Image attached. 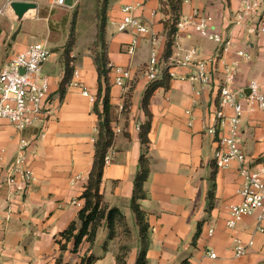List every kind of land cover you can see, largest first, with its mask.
<instances>
[{
  "label": "crops",
  "instance_id": "crops-1",
  "mask_svg": "<svg viewBox=\"0 0 264 264\" xmlns=\"http://www.w3.org/2000/svg\"><path fill=\"white\" fill-rule=\"evenodd\" d=\"M13 1L34 2L37 8L18 19L11 7ZM87 1L92 3L0 0V14L12 23L22 22L21 28L11 35L12 30L8 32L0 20V70L14 53L23 52L36 42L46 43L52 51L44 64V72L51 80V95L45 106L49 113L23 133L7 122L0 133V264H57L61 256L68 264H81L82 258L89 256L96 257L94 264H118V255L123 257V264H136L141 251L140 227L131 201L139 160L145 150L140 134L149 120L142 104L151 84L146 67L152 52L163 61L168 41L161 0H109L107 45L112 67L115 139L107 153L101 192L104 204L122 215L115 218L114 236L109 238L108 221L103 220L94 242L84 239L77 252L73 251V239L64 252L58 243L61 232L78 218L81 208L71 201L81 200L87 185L98 133L94 102L83 95L84 89L93 96L98 90L91 50L97 36L96 1L91 9ZM259 1L256 16L245 24H237L242 0L182 2L179 22L195 9L206 11L214 17L213 31L230 40V45L223 51L219 43L202 37L190 24L177 31L170 58H180L195 49V58L207 62L212 72L210 84L191 81L188 77L193 69L174 64L172 59L160 64L170 82L169 88L160 87L153 93L149 104L151 174L145 184L148 196L140 202L150 226L147 264H264V222L262 230H257V216L251 215L243 217L235 230L227 227L230 205L243 200L239 191L244 179L236 163L226 169L216 167L217 137L207 131L214 124L213 113L219 104L227 64H238L234 88L249 91V83L257 81L264 93V33L250 32L251 25L260 27L264 23V0ZM127 5L136 6L134 15L152 31L140 37L134 55L125 50L133 34L118 31ZM76 10L77 36L71 56L79 76L73 78L61 100L58 89L65 72L61 57ZM85 18L91 24H82ZM39 19L44 22L41 40L29 24ZM24 23L26 28L21 32ZM144 48L149 50L146 59ZM241 51L245 56L239 55ZM117 67L132 69L133 79L127 87L115 84ZM244 105L246 111L240 121L243 149L251 160H264V110L257 103ZM225 112L231 116L233 109L226 107ZM42 131L46 136L38 141ZM22 137L36 146V156L29 159L36 179L10 189L6 177ZM199 224L201 234L195 242ZM234 236L245 243L254 241L247 254L239 258L233 253ZM209 251H215L218 257L210 258Z\"/></svg>",
  "mask_w": 264,
  "mask_h": 264
},
{
  "label": "built area",
  "instance_id": "built-area-1",
  "mask_svg": "<svg viewBox=\"0 0 264 264\" xmlns=\"http://www.w3.org/2000/svg\"><path fill=\"white\" fill-rule=\"evenodd\" d=\"M188 1V0H182ZM65 0H54L55 4H63ZM260 6L259 0H242V8L237 15V24L251 22ZM136 6L127 5L123 8L124 17L118 23L119 32H130L133 34L132 40L125 46L129 55H134L138 49L140 37L152 33L150 26L142 19L134 15ZM214 17L212 14L201 9H195L192 15L185 17L179 22V28L185 25H192L202 37L219 43L223 51H227L230 40L213 31L212 24ZM251 33H264V23L260 27L252 26ZM197 51H189L180 58L161 62L157 53L152 52L147 65V76L150 83L163 77L165 69L160 68L161 63L172 62L180 66L190 67L191 81L199 82L201 85L212 82V72L209 71L208 63L195 58ZM239 55L245 56L243 51ZM51 50L44 42H36L28 46L23 52L14 53L0 70V133L3 123H9L17 132L23 133L33 127L37 121L42 120L49 113L45 110L51 95V80L43 74L44 64L49 60ZM237 63L227 64L224 77L220 85V98L217 109L213 113L214 124L207 129L208 133L217 137L218 147L215 151L214 161L218 169H226L236 163L244 183L240 189L243 200L239 204H232L229 207L230 218L227 227L235 230L239 221L245 216L256 215L258 227L262 230L261 224L264 222V160H251L243 149L240 121L246 107L257 103L264 110V93L257 81H251L248 85L249 94L244 88H234L237 74ZM215 63L212 64L214 70ZM115 84L127 87L133 79L130 67L115 68ZM79 76V71H74V77ZM73 77V78H74ZM73 82V81H72ZM83 95L88 96L95 102V96L90 95L84 89ZM226 107L233 109V114L228 116ZM189 114L190 111H187ZM46 136L44 131L40 132L37 140H42ZM35 144L25 137H22L18 147V152L13 164L8 170L6 183L13 189L20 183L31 184L35 181V171L29 163L31 156L35 157ZM107 159V156H106ZM71 204L83 207L82 200L74 199ZM211 229L209 234L212 235ZM233 253L239 258L247 254L254 241L243 242L240 237H233ZM208 255L212 259L218 257L215 251H209Z\"/></svg>",
  "mask_w": 264,
  "mask_h": 264
},
{
  "label": "trees",
  "instance_id": "trees-1",
  "mask_svg": "<svg viewBox=\"0 0 264 264\" xmlns=\"http://www.w3.org/2000/svg\"><path fill=\"white\" fill-rule=\"evenodd\" d=\"M96 1V20H97V36L92 45V53L94 62L98 73V90L95 96L93 111L98 117V133L95 141V153L91 171L87 185L81 200L83 207L78 213V218L71 222L66 230L61 232V239L58 240L62 252L67 250V243L74 240V252L79 250L80 245L87 239L94 242L97 232L103 222L108 221L110 229L109 238L114 236L115 218L121 217V213L116 208L109 209L104 204L103 195L101 192V185L104 176V169L106 166V156L115 139V132L112 127L113 112L111 104V90L112 83L110 79L111 65L108 54L107 45V23H108V8L109 0H95ZM182 10V0H161V12L166 16L163 23L165 26L166 36L168 38L166 45V52L164 60L168 61L172 53V46L176 33L178 31V24ZM78 18V11H74L71 22V31L68 40L63 47L62 62L64 64V76L59 83L58 93L63 100L66 96L68 87L73 81L75 67L73 65V58L71 56L76 44V23ZM170 77L165 73L162 79L152 82L144 95L143 107L146 111L149 120L143 126L141 131L142 144L145 150L139 160V170L137 172L134 184V192L131 201V206L136 214L137 222L140 227V240L142 243L141 251L139 253L136 264H147V253L150 248L151 238L149 235L150 226L147 222L146 213L141 208V201L146 199L148 193L145 189V184L148 181L151 169L148 152L150 149L149 133L151 128V113L149 110L150 99L153 93L160 87L169 88ZM210 199H213V194H210ZM210 207L212 205L210 204ZM202 225L199 224L198 231L195 235L196 242L201 234ZM118 264H123V257L118 255ZM96 257H83L81 264H94ZM57 264L65 263L63 257L57 259Z\"/></svg>",
  "mask_w": 264,
  "mask_h": 264
},
{
  "label": "rangeland",
  "instance_id": "rangeland-1",
  "mask_svg": "<svg viewBox=\"0 0 264 264\" xmlns=\"http://www.w3.org/2000/svg\"><path fill=\"white\" fill-rule=\"evenodd\" d=\"M90 2V1H89ZM88 1L86 2V5L88 6V7H90V9H91V7L93 6V5H95V0H92V3H89ZM0 20H1V22L3 23V26H4V28L8 31V32H10V30H12V32H11V35L12 34H14L15 32H17L20 28H21V24H22V22L21 21H19V20H15L13 23L12 22H10L9 20L7 21V19H6V17L3 15V14H0ZM42 23H44L41 19H39V20H32V21H30L29 22V24L31 25V29L33 30V32H34V34L37 36V38L39 39V40H41L42 39V37H43V35H42V31H43V26H42ZM87 23V25H89V24H91V20L89 19V18H85L84 20H83V22H82V24H86ZM44 25V24H43ZM24 28H26V24L24 23V25H23V28H22V30H21V32H23V29ZM49 47V46H48ZM49 49H50V47H49ZM51 50V49H50ZM51 54H52V51H51ZM148 55H149V50L147 49V48H144V58L146 59V58H148ZM43 74H45V72H44V67H43ZM45 132V131H44ZM46 133V132H45ZM38 141H40V140H38ZM96 141V140H95ZM36 150V149H35ZM35 156H36V154H35Z\"/></svg>",
  "mask_w": 264,
  "mask_h": 264
},
{
  "label": "water",
  "instance_id": "water-1",
  "mask_svg": "<svg viewBox=\"0 0 264 264\" xmlns=\"http://www.w3.org/2000/svg\"><path fill=\"white\" fill-rule=\"evenodd\" d=\"M11 7L15 12L16 16L18 17V19H23L27 14V12L37 8V4L30 1H13L11 3ZM249 93L250 91H246V94Z\"/></svg>",
  "mask_w": 264,
  "mask_h": 264
}]
</instances>
